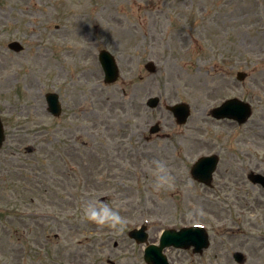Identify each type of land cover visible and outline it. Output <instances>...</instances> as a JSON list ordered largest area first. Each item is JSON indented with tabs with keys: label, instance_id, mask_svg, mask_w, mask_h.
<instances>
[{
	"label": "rangeland",
	"instance_id": "obj_1",
	"mask_svg": "<svg viewBox=\"0 0 264 264\" xmlns=\"http://www.w3.org/2000/svg\"><path fill=\"white\" fill-rule=\"evenodd\" d=\"M14 41L22 52L7 48ZM101 50L119 68L112 84ZM49 92L59 118L46 112ZM230 98L252 106L245 125L209 116ZM178 102L191 108L182 127L165 109ZM0 116V264H145L128 232L146 223L157 243L197 224L186 217L194 205L210 247L166 249L170 263L237 264L241 252L264 264V190L246 179L264 175V0H0ZM155 123L170 139L149 135ZM209 154L220 159L212 189L189 175ZM153 160L167 163L172 188L153 190ZM101 194L126 217L122 231L82 220Z\"/></svg>",
	"mask_w": 264,
	"mask_h": 264
},
{
	"label": "water",
	"instance_id": "obj_2",
	"mask_svg": "<svg viewBox=\"0 0 264 264\" xmlns=\"http://www.w3.org/2000/svg\"><path fill=\"white\" fill-rule=\"evenodd\" d=\"M9 48L19 52L22 50L18 43H12L9 45ZM100 62L103 66L106 75L107 82H113L117 77V68L114 62V59L107 53L102 52L100 54ZM146 69L153 73L155 71L154 65L152 63H148L146 65ZM244 75L239 74L238 79L243 80ZM49 110L53 112L55 115L60 113V109L56 102V97L47 96ZM158 104V99L153 98L150 99L148 105L150 107H155ZM168 109L173 113V115L177 118V122L179 124H183L186 122L187 117L189 116V108L185 104H177L172 107H168ZM251 111L250 107L247 104H244L238 100H230L222 107L215 109L212 111V115L216 118H229L237 121L239 124L244 123L247 118L250 116ZM157 125L151 128V133L157 132ZM4 141L3 128L0 123V147ZM204 158L203 160H205ZM201 161L199 164L205 165L204 171L200 172V168L195 166L193 170V174L195 177H198L202 182L210 181V174L214 170V166L216 164V158L210 159L209 161ZM249 179L252 183H259L264 186V177L258 174H254L251 172ZM144 229V228H143ZM130 236L135 238L138 243L145 242L147 237L141 231H133L130 233ZM174 247H182L189 248L194 245V251L201 252L203 248L208 246V240L205 232L201 229H192L187 231H165L163 236L161 237L160 247L148 246L145 250L144 259L148 264H167L166 258L161 255V250L167 246ZM235 259L238 262H243V257L241 254L237 253L235 255Z\"/></svg>",
	"mask_w": 264,
	"mask_h": 264
},
{
	"label": "clouds",
	"instance_id": "obj_3",
	"mask_svg": "<svg viewBox=\"0 0 264 264\" xmlns=\"http://www.w3.org/2000/svg\"><path fill=\"white\" fill-rule=\"evenodd\" d=\"M148 168L153 177L152 187L155 192L174 186L175 177L166 162L153 160L148 164ZM188 187L190 188L191 185ZM102 195L92 196L85 200L82 208V220L94 224L100 229L108 228L113 231H122L127 223L126 217L121 215L118 206H111L102 201ZM205 215L203 208L199 206L194 205L186 210L187 219L197 224Z\"/></svg>",
	"mask_w": 264,
	"mask_h": 264
},
{
	"label": "bare ground",
	"instance_id": "obj_4",
	"mask_svg": "<svg viewBox=\"0 0 264 264\" xmlns=\"http://www.w3.org/2000/svg\"><path fill=\"white\" fill-rule=\"evenodd\" d=\"M103 101L106 103L109 102L110 105H117L118 104V100H116V99H110V98L103 97Z\"/></svg>",
	"mask_w": 264,
	"mask_h": 264
}]
</instances>
